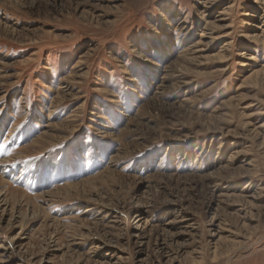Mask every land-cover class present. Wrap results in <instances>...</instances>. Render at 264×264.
<instances>
[{
    "label": "rangeland",
    "instance_id": "rangeland-1",
    "mask_svg": "<svg viewBox=\"0 0 264 264\" xmlns=\"http://www.w3.org/2000/svg\"><path fill=\"white\" fill-rule=\"evenodd\" d=\"M262 65L264 0H0V264H264Z\"/></svg>",
    "mask_w": 264,
    "mask_h": 264
},
{
    "label": "bare ground",
    "instance_id": "bare-ground-1",
    "mask_svg": "<svg viewBox=\"0 0 264 264\" xmlns=\"http://www.w3.org/2000/svg\"><path fill=\"white\" fill-rule=\"evenodd\" d=\"M205 6H206V5H205ZM206 11H208V9H205L204 13H205ZM206 14H207V13H206ZM202 36H203V35H202ZM262 67H263L262 69H264V65H262ZM259 74H264V70L261 71V72H257L256 75H254V76H252V77H256V76H258ZM252 77H251V78H252ZM235 154H237V153H235Z\"/></svg>",
    "mask_w": 264,
    "mask_h": 264
}]
</instances>
